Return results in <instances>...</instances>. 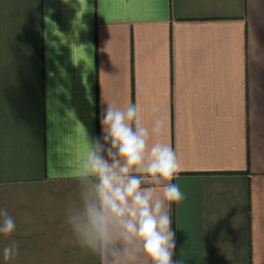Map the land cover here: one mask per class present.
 Wrapping results in <instances>:
<instances>
[{
	"label": "crops",
	"instance_id": "1",
	"mask_svg": "<svg viewBox=\"0 0 264 264\" xmlns=\"http://www.w3.org/2000/svg\"><path fill=\"white\" fill-rule=\"evenodd\" d=\"M129 101L148 127L159 107L152 142L183 168L174 259L264 264V0H0V208L17 225L0 264H99L61 242L65 213L101 108Z\"/></svg>",
	"mask_w": 264,
	"mask_h": 264
},
{
	"label": "clouds",
	"instance_id": "2",
	"mask_svg": "<svg viewBox=\"0 0 264 264\" xmlns=\"http://www.w3.org/2000/svg\"><path fill=\"white\" fill-rule=\"evenodd\" d=\"M151 112L148 127L139 102L106 103L101 133L90 139L75 171L79 203L66 210L70 234L61 242L79 246L99 264H183L174 259L171 228L172 205L186 198L173 183L183 168L170 143L152 142L162 134L165 119L158 106ZM16 227L8 209L0 208V234L10 237ZM2 254L6 261L15 259L18 244L5 245Z\"/></svg>",
	"mask_w": 264,
	"mask_h": 264
}]
</instances>
